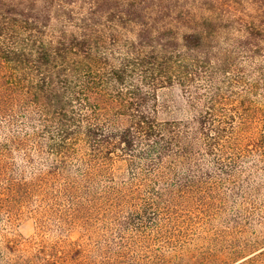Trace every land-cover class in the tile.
I'll list each match as a JSON object with an SVG mask.
<instances>
[{
  "label": "rangeland",
  "instance_id": "obj_1",
  "mask_svg": "<svg viewBox=\"0 0 264 264\" xmlns=\"http://www.w3.org/2000/svg\"><path fill=\"white\" fill-rule=\"evenodd\" d=\"M26 30H93L104 36L101 47L113 60L131 42L142 51L174 52V60L204 57L214 66L228 52L223 90L235 98L262 74L264 0H0L2 97L9 94V46L22 42ZM190 34L202 38L188 49L183 37ZM208 64L196 71L193 97L203 79L217 82L213 76L221 71ZM155 85L159 120L192 121L199 108L178 81ZM2 125L0 142L8 134ZM249 146L250 152L218 163L230 175L214 169L209 157L171 164L167 174L131 179L134 187L109 196L117 204L74 211L50 195L28 205L0 197V264H232L241 257L264 264V146ZM12 163L30 177L18 155ZM157 196V206L142 203Z\"/></svg>",
  "mask_w": 264,
  "mask_h": 264
},
{
  "label": "trees",
  "instance_id": "obj_2",
  "mask_svg": "<svg viewBox=\"0 0 264 264\" xmlns=\"http://www.w3.org/2000/svg\"><path fill=\"white\" fill-rule=\"evenodd\" d=\"M26 31L22 42L12 40L9 46V94L0 93V123L8 133L0 142V192L10 193L0 197L10 204L28 205L44 195L64 200L74 211L117 204L109 196L134 187L130 181L137 176L167 174L174 171L171 164L207 157L214 169L230 175L219 162L250 152L249 145L264 146L263 30L262 74L237 98L223 90L228 52L221 58L218 52L216 66L210 63L221 71L213 76L217 82L203 79L193 97L196 71L208 64L204 57L183 54L174 60V52L142 51L131 42L114 61L101 47L104 36L93 30ZM201 38L185 35L184 47ZM175 81L199 108L192 121L157 118L155 84ZM14 154L28 164L29 178L12 163ZM195 169L201 172L199 164ZM159 199L142 203L153 207ZM245 258L232 264L252 257Z\"/></svg>",
  "mask_w": 264,
  "mask_h": 264
}]
</instances>
